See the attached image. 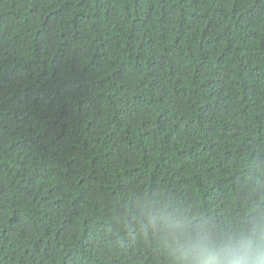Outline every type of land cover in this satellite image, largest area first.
<instances>
[{"label":"trees","instance_id":"trees-1","mask_svg":"<svg viewBox=\"0 0 264 264\" xmlns=\"http://www.w3.org/2000/svg\"><path fill=\"white\" fill-rule=\"evenodd\" d=\"M177 212L264 213V0H0V264H178Z\"/></svg>","mask_w":264,"mask_h":264},{"label":"clouds","instance_id":"clouds-1","mask_svg":"<svg viewBox=\"0 0 264 264\" xmlns=\"http://www.w3.org/2000/svg\"><path fill=\"white\" fill-rule=\"evenodd\" d=\"M160 226L178 264H264V213L224 226L177 212Z\"/></svg>","mask_w":264,"mask_h":264}]
</instances>
